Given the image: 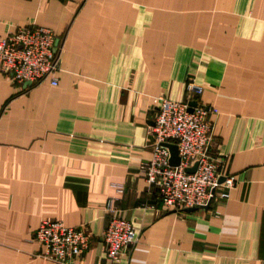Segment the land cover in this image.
Masks as SVG:
<instances>
[{
  "label": "crops",
  "instance_id": "0c3cea01",
  "mask_svg": "<svg viewBox=\"0 0 264 264\" xmlns=\"http://www.w3.org/2000/svg\"><path fill=\"white\" fill-rule=\"evenodd\" d=\"M33 23L59 35L61 69L31 88L0 69V264H57L38 256L44 218L91 234L73 264H262L264 0H0V40ZM189 77L236 179L192 212L167 209L140 169L155 100L185 99ZM109 198L138 237L118 262Z\"/></svg>",
  "mask_w": 264,
  "mask_h": 264
},
{
  "label": "built area",
  "instance_id": "2783aa9c",
  "mask_svg": "<svg viewBox=\"0 0 264 264\" xmlns=\"http://www.w3.org/2000/svg\"><path fill=\"white\" fill-rule=\"evenodd\" d=\"M0 69L12 82L26 88L46 81L58 85L61 69L59 35L53 29L35 23L18 26L0 40ZM203 89L189 77L185 99L160 96L155 100L156 115L148 142L152 157L143 161L140 169L148 189L156 190L167 209L201 208L211 203L216 195L228 199L236 186L235 177L225 172L226 158L213 150L215 122L210 116L215 110L196 99ZM191 101H197V104L192 106ZM166 143L177 145L178 165L170 163L171 150ZM195 164L194 172L187 171ZM222 176L225 180L220 183ZM116 188L123 191L120 185ZM114 201L109 198L106 204L110 217L103 239L106 257L118 262L138 242V237L134 223L116 214ZM35 239L42 247L38 256L57 264H73L91 246V234L84 227L69 226L50 218L41 221Z\"/></svg>",
  "mask_w": 264,
  "mask_h": 264
},
{
  "label": "water",
  "instance_id": "95a60500",
  "mask_svg": "<svg viewBox=\"0 0 264 264\" xmlns=\"http://www.w3.org/2000/svg\"><path fill=\"white\" fill-rule=\"evenodd\" d=\"M190 104L192 106H195L197 104V101H191ZM165 145H167L170 150H171V159H170V163L172 165H178L180 163V156L178 154V147L177 145L175 144H170V143H166ZM197 168V164H195V166L191 167V168H188L187 171L189 172H194ZM225 180V177L222 176L220 179H219V182L222 183L223 181ZM210 206V203L207 204L206 206L204 207H201V208H208ZM199 209L198 207H192V208H187L185 209V211H188V212H192V211H195Z\"/></svg>",
  "mask_w": 264,
  "mask_h": 264
}]
</instances>
